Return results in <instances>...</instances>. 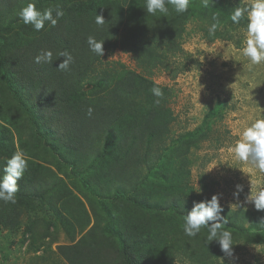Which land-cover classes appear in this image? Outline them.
<instances>
[{"label": "rangeland", "instance_id": "1", "mask_svg": "<svg viewBox=\"0 0 264 264\" xmlns=\"http://www.w3.org/2000/svg\"><path fill=\"white\" fill-rule=\"evenodd\" d=\"M15 1L16 7L0 10V28L10 31L4 74L12 88L0 80V174L17 152L27 167L17 181L20 197L0 200V264H124L120 242L135 264H264V210L251 199L253 191L264 190V173L232 151L243 130L264 119V62L254 65L243 55V25L212 11L230 18L252 0H207V7L190 0L180 13L166 2L167 14L148 13L147 0H127L116 49L90 69L83 64V44H75L84 38L61 49L51 36L64 37L69 24L75 30L57 10L74 16L89 0ZM29 3L42 15L51 9L57 26L46 20L36 31L23 24L19 12ZM213 15L221 37L211 40L215 35L206 31ZM157 21L170 31L158 35ZM59 52L73 62L53 77L50 63L66 59ZM150 83L169 94L156 96ZM217 101L223 108L207 121L206 136L188 137ZM97 106L114 111V123L101 128ZM27 114L44 139L34 135ZM115 189L147 208L114 199ZM213 196L216 219L188 237L185 217L199 204L196 198L207 204ZM101 205L116 235L105 230ZM217 223L232 234L231 254L218 238L207 239Z\"/></svg>", "mask_w": 264, "mask_h": 264}, {"label": "clouds", "instance_id": "2", "mask_svg": "<svg viewBox=\"0 0 264 264\" xmlns=\"http://www.w3.org/2000/svg\"><path fill=\"white\" fill-rule=\"evenodd\" d=\"M171 5L177 13L185 12L189 7L190 0H147L146 9L150 14H167L169 9L166 6ZM203 5L207 7V0H203ZM58 18L64 13L57 10ZM19 17L23 24L31 25L36 31L44 28V22L51 20L52 25L57 24L56 19H52L51 9L44 12L43 15L34 4L29 3L19 12ZM247 18L245 46L242 49L243 55L247 57L254 65L264 62V0H252L245 7H236L232 12L230 19L234 24L239 25L243 18ZM214 23L208 28L209 35H214L219 27V20L216 15L212 17ZM97 25L105 23L103 17L97 15L95 20ZM87 43L90 50L98 56L103 55V40L97 41L95 37L89 36ZM45 56L50 61L52 52H45ZM58 56H65L66 59L58 67L61 71L69 70V63L73 62V57L68 52H59ZM41 57H35V62L39 63ZM152 92L156 96H162L163 93L159 87H153ZM160 101H156L158 104ZM92 108L88 109L87 115L91 117ZM236 158L240 161L251 163V165L264 173V119H256L250 126L246 127L241 139L237 141L232 149ZM27 167V161L23 153L17 152L11 158L7 159L6 167L4 168L5 175L0 178V200L11 201L15 203V193L18 191L17 181L23 176ZM251 199L254 200V206L257 210H264V190L259 192L253 191ZM218 210V200L213 196L207 204L201 202L197 204L192 212L185 217L184 233L188 237H195L197 232H200L203 227H206L208 220L216 219ZM218 238V242L223 252L231 254L232 252V234L222 229L221 224L217 223L208 229L207 239L209 241Z\"/></svg>", "mask_w": 264, "mask_h": 264}, {"label": "trees", "instance_id": "3", "mask_svg": "<svg viewBox=\"0 0 264 264\" xmlns=\"http://www.w3.org/2000/svg\"><path fill=\"white\" fill-rule=\"evenodd\" d=\"M52 1H54V3L56 2L64 3L63 0H52ZM125 1L127 0H104V1L103 0L102 1L101 0H89V7H82V6H85L86 4H79L78 10L75 11L76 14L74 16L60 17V20L67 21L68 23H71L72 25L75 26L76 37L74 36L75 30L72 29V26L70 24L66 27L67 31H65L64 37H60L56 41L55 39L56 33L53 32L51 36L54 38L55 42H58L57 43L58 47L61 49H69L71 47L70 45L73 44V40L84 38V39L79 40L78 42H75V44L77 43L83 44L82 49L84 51V56H85V59H84L85 62H83V64L88 65L90 69L94 65L100 63V60L104 55L111 54L116 49L117 46L115 43V38L120 31V27H122L125 23V19L123 18V15H122V3H124ZM16 4L17 2L15 0H0V10H10L13 7H16ZM111 11H117V12L112 14V17H110L109 15H111ZM212 11L216 15H218L220 19L224 21L225 20L231 21V19L227 17L224 13L217 11L216 9H212ZM97 15L104 17L103 19L105 23L103 25L96 24L95 20H96ZM88 19H89V25L88 24L83 25V21H87ZM90 19L93 21V24L91 23ZM157 22L158 23L155 24V26H157L156 31L158 35H163V34H166L168 31H170V28L168 26H166L165 24L161 25L163 21H157ZM247 22H248L247 18L245 17L241 20L240 24L243 25V27L246 29ZM76 25L78 26L76 27ZM55 26H57V24ZM6 28L7 27H4L3 29L0 28V80L5 84L6 88L10 90L12 89L10 82L5 77V74H4V69H5L4 60H6V51H8V47H9V34H10V31H8V29ZM152 29L153 28L150 29L149 36L152 34ZM206 32L208 33V31ZM214 35L215 36L212 37L211 40H213L216 37H221L218 34V32H216ZM89 36L95 37L97 41L103 40V45H102L103 55L101 57L96 55L90 50V46L88 45L87 39H86ZM61 62H63V60L58 58V60H54L50 63V66H52V70H53V74L51 75L53 77L58 73V65ZM73 70H74L73 77L76 79L78 74L75 69ZM150 87L153 88V87H158V86H156L153 83H150ZM160 89L163 93V95L160 97H164L169 94L168 89L166 88H160ZM11 93L14 99L16 100V102L18 103V105H20L21 109L24 110V107L20 104V99L16 95V93L14 91H12ZM96 108H98V110L95 111L96 119L98 121L97 124H99L101 128H104L114 123V121L116 120L114 111L110 113V111L106 110L104 106L102 107L97 106ZM222 108H223V103L220 101H217L214 107L204 114L202 124L195 129L193 134H188L187 136L190 137L196 134H200V136L205 137L206 130L208 129L206 128L207 121L212 118L218 117L220 112L222 111ZM162 114H163V117H165L166 122L171 121L172 114L169 109L165 108ZM27 116H28L27 117L28 122L30 126L32 127V129L34 130L35 122L32 118V115L27 114ZM88 119H89V116H88ZM33 133L36 137H41L42 139H44V136H41L35 130L33 131ZM2 177L3 175L0 174V178ZM81 185L92 196H96V198H98V195L94 193L93 189L90 188L88 183L81 181ZM17 193L18 192L15 193V199H18L20 197V195ZM112 197L116 200L119 199L131 205L139 206L142 208L143 207L147 208L146 204H144L143 202L136 201L132 198H129L120 189H115L112 193ZM196 199L199 203L202 202V200H199L201 198H196ZM101 208L105 212L107 221H108L105 230L111 234H115L113 230L112 217L103 207V205H101ZM148 208L150 207L148 206ZM120 243H121L122 252H123L122 253L123 263L124 264H135L132 260V253L129 250L130 248L126 247L125 242H123V244L122 242Z\"/></svg>", "mask_w": 264, "mask_h": 264}]
</instances>
